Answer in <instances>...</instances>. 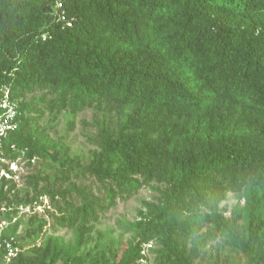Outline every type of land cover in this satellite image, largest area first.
I'll return each instance as SVG.
<instances>
[{
	"label": "trees",
	"instance_id": "trees-1",
	"mask_svg": "<svg viewBox=\"0 0 264 264\" xmlns=\"http://www.w3.org/2000/svg\"><path fill=\"white\" fill-rule=\"evenodd\" d=\"M6 86L19 112V128L2 146L12 158L22 151L29 160L57 158L29 124L33 107L25 98L35 92L46 91L41 100L50 110L69 108L74 116L115 101L125 116L118 132L100 131V150L85 168L104 198L85 190L82 205L55 203V224L97 221L107 204L140 190V177L166 184L117 260L88 253L63 264H139L149 241L159 244L155 264H194L203 242L186 254L181 238L209 221L264 264V0H0V100ZM33 179L36 195L49 193ZM6 185L3 178L0 207ZM228 192L246 203L223 223L216 208ZM66 193L52 192L53 203ZM241 216L247 238L233 229ZM19 224L3 238L16 236ZM46 253L37 260L19 252L12 264H58L60 252Z\"/></svg>",
	"mask_w": 264,
	"mask_h": 264
},
{
	"label": "rangeland",
	"instance_id": "rangeland-1",
	"mask_svg": "<svg viewBox=\"0 0 264 264\" xmlns=\"http://www.w3.org/2000/svg\"><path fill=\"white\" fill-rule=\"evenodd\" d=\"M45 94L46 91H38L26 96L25 101L31 102L33 107L28 120L41 135L47 136L48 144L54 149L57 158L34 157L29 160L22 152L12 158L2 150L0 162L9 178L5 176L7 185L4 191L8 192V200L0 207V231L8 229L18 220L20 224L14 239V245L19 249L18 254L22 252L37 260L44 256L46 249L48 253L56 249L60 252L58 264H63L68 257L88 253L104 255L113 262L134 242L135 221L140 219L142 213H148V204L160 203L166 184L156 180L144 182L142 177H138L143 182L140 190L131 197L124 193L116 199L113 206L109 207L107 204V209L100 211L97 221H80L75 226L55 224L54 215H60L55 203L61 205L67 200L82 205L79 194L85 190L95 197L104 198L103 185L85 168L100 150L97 137L100 131L111 129L118 132L125 116L115 101L108 104L96 103L74 116L69 108L50 110L45 106L49 100H41ZM71 119L74 120L73 125L70 123ZM35 176L40 178L38 190H47L49 193L36 195L32 185ZM64 191L67 193L55 197L53 203L50 194H62ZM17 199H22V203L18 204ZM245 203L246 200L235 192H228L226 199L216 208L218 218L223 223L228 220L231 222L237 216V211L243 212L240 209ZM8 216L12 221H8ZM32 217L36 218L31 220ZM40 222H45L46 225L36 231ZM247 225L248 222L241 216L237 220V227L233 229L239 236L247 238ZM223 230L224 227L219 222H203L198 233L181 238L186 254L191 253L195 243L203 242L199 255L193 256L194 264H255L252 255L222 233ZM36 236H39L38 239ZM48 241L51 243L48 244ZM257 247L261 248L263 245ZM39 250L41 251L38 252ZM18 254L12 257L10 264Z\"/></svg>",
	"mask_w": 264,
	"mask_h": 264
},
{
	"label": "built area",
	"instance_id": "built-area-1",
	"mask_svg": "<svg viewBox=\"0 0 264 264\" xmlns=\"http://www.w3.org/2000/svg\"><path fill=\"white\" fill-rule=\"evenodd\" d=\"M61 6V3H59ZM60 18L67 22L68 25H71V20H69L64 12L61 13ZM46 38V35H44ZM18 103L16 100L12 99V95L9 87L3 89L2 98L0 100V153H3L2 146L4 139L9 136L11 132L16 131L19 128L18 120ZM12 148L15 149V146L12 145ZM24 153V151H22ZM25 155V153H24ZM2 161H5L1 157ZM1 176H0V186L2 179L9 174L1 167ZM6 180V179H5ZM2 229L0 231V264H10L12 257L18 254V247L14 245L15 236H11L9 239L3 238ZM158 248V244L155 241L144 242L141 248V257L139 259V264H154L153 258L156 256L155 250Z\"/></svg>",
	"mask_w": 264,
	"mask_h": 264
}]
</instances>
